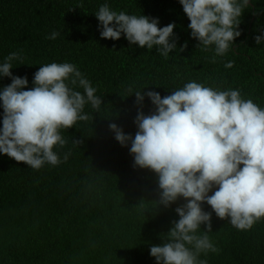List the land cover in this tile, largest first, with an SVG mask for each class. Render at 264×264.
Returning a JSON list of instances; mask_svg holds the SVG:
<instances>
[{
	"label": "trees",
	"instance_id": "trees-1",
	"mask_svg": "<svg viewBox=\"0 0 264 264\" xmlns=\"http://www.w3.org/2000/svg\"><path fill=\"white\" fill-rule=\"evenodd\" d=\"M104 3L117 12L158 18L159 27L174 22L177 50L165 59L155 48L130 45L123 35L102 39L94 13ZM189 23L179 0H0V62L12 52L20 55L11 72L27 76L25 90L33 87L41 65L69 62L104 103L99 110L86 105L88 120L61 129L66 144L54 146L61 160L56 166L45 163L36 170L0 154V264H156L150 247L163 243L179 219L175 208L185 201L157 208V175L134 168L130 143L121 146L109 129L115 123L135 136L140 106L129 90L146 87L145 93L157 91L163 98L195 81L238 89L242 98L264 108V44L255 41L264 33V0H250L241 35L215 62L214 46L197 48ZM53 31L60 35L46 39ZM229 61L233 67L225 68ZM10 83V77L0 78V88ZM153 108L145 96L144 114ZM2 114L0 108V127ZM203 208L212 211L206 203ZM211 224L207 235L216 251L201 252L198 260L264 264V217L239 230L213 212ZM204 230L202 224L196 234L202 236Z\"/></svg>",
	"mask_w": 264,
	"mask_h": 264
},
{
	"label": "clouds",
	"instance_id": "clouds-1",
	"mask_svg": "<svg viewBox=\"0 0 264 264\" xmlns=\"http://www.w3.org/2000/svg\"><path fill=\"white\" fill-rule=\"evenodd\" d=\"M179 3L190 20L188 28L198 41L196 47L208 50L214 46L212 62L225 55L241 35V18L250 6V0ZM94 15L102 39L119 40L123 35L130 45L155 48L165 59L177 50L174 22L159 27L158 18L117 12L108 3ZM59 35L53 31L46 39ZM255 41L264 44V33ZM186 47L187 42L178 50ZM19 59L12 52L0 62V78H11L9 85L0 88V154L36 170L45 163L56 166L61 160L54 146L66 144L61 129L88 120L86 105L99 110L104 103L91 81L69 62L41 65L34 73L33 87L25 90L27 76L11 72L12 62ZM232 67V61L225 64V68ZM143 90H129L140 106L134 120L135 136L125 134L115 123L109 129L121 146L130 143L134 168L157 175V208L170 207L180 198L185 201L175 208L179 219L172 222L163 243L150 247V255L156 264H207L198 256L216 251L207 235L212 231L213 212L239 230L250 229L264 217V108L242 98L238 89L221 90L195 81L163 98L157 91ZM145 96L154 106L147 115L142 110ZM205 203L212 211L204 210ZM202 224L206 230L200 236L196 233Z\"/></svg>",
	"mask_w": 264,
	"mask_h": 264
}]
</instances>
